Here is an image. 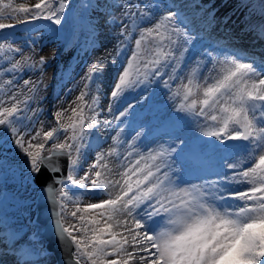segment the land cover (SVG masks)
<instances>
[{
  "label": "snow or ice",
  "instance_id": "1",
  "mask_svg": "<svg viewBox=\"0 0 264 264\" xmlns=\"http://www.w3.org/2000/svg\"><path fill=\"white\" fill-rule=\"evenodd\" d=\"M239 2L253 8L250 0ZM70 8V0H39L32 7L0 0V20L19 14L21 25L44 20L63 27L74 19ZM89 11L114 26L116 43L107 56L115 72L107 105L101 104L106 69L98 58L81 77L87 89L77 97L81 103L67 122H62L67 109L55 112L57 127L47 131L35 129L41 122L30 107L39 83L23 80L22 87L35 94L23 101L12 91L19 86L17 76L33 68L43 74L47 61L29 63L14 33L5 31L16 25L0 22V54L7 62L0 75L12 77L6 82L8 100L0 99V142L23 155L25 192L39 190L50 206L53 235L66 250L64 264H264V45L230 47L239 37L202 45L201 32L215 22L214 10L202 0H86L80 19ZM260 14L264 18V0ZM240 30L252 33L253 44L264 41V19L246 20ZM90 85L97 94L88 103ZM156 87L165 91L169 114L159 117L162 142L141 147L151 131L150 117H142L130 139L122 136L131 117L140 115L137 107L151 112L147 92ZM104 112L111 119L101 122ZM101 123L115 131L116 147L107 153L120 162L115 173L104 162L100 137L85 143ZM192 125L197 134L189 135ZM209 152L221 154L212 170L205 164ZM14 165L0 158V173ZM84 198L98 202L82 206ZM0 240L14 264H48L50 249L38 231L21 236L0 220Z\"/></svg>",
  "mask_w": 264,
  "mask_h": 264
},
{
  "label": "rangeland",
  "instance_id": "2",
  "mask_svg": "<svg viewBox=\"0 0 264 264\" xmlns=\"http://www.w3.org/2000/svg\"><path fill=\"white\" fill-rule=\"evenodd\" d=\"M4 2L7 3L8 0H4ZM38 2L39 0H12L13 7H16L19 4H25L26 6L32 7ZM50 2H53V0H50ZM85 2L86 0H70L71 8L68 10V16L70 18L74 17V19L65 21L63 27L50 26L47 21L41 20L46 22L45 27H41L39 30L30 32L29 38L15 40L18 46L24 48V56L30 57L29 63H36L39 61L40 57H43L45 61H47V65L43 70V74L37 71L36 68L30 69L27 72H23L17 76L19 86L15 89H12V91L20 93L18 99L23 101L24 99H29L35 95L34 93L28 92L27 88L22 87L23 80L29 79L30 81L39 83L40 91L36 99H32L30 102V107L37 112V115L33 116V119L39 120L41 122L35 124V129L37 130L43 128L44 131H47L52 127H57L54 113L63 109H67V111L64 113L62 122H67V118L72 115L71 109L77 107V105L81 103L77 100V97L80 95L81 91H87V89L84 88L85 81L82 80L81 77L85 75L87 69L92 66L98 58H101L102 53L108 50L109 47L106 46L108 43H112L113 46L116 43L114 39V26L105 24L99 15L93 16L91 11H89L83 20L80 19V5ZM133 2H136V0H133ZM195 2L201 3V0H195ZM202 2L205 7L214 10L215 19L218 20L220 25L226 24L224 22L225 18H227V20H231L239 27H243V22L246 20H251L253 23H260L262 19H264L260 14V0H250L253 6L252 9L245 8L244 5L239 2V0H202ZM10 11L11 9H5V13ZM17 15V19H3L0 20V22L6 24L19 23L20 17L19 14ZM200 15H203V13ZM90 25L99 26L90 30ZM248 34L251 35L252 33ZM251 37L252 36H249L247 38L244 36V39L249 40ZM33 40L35 41L34 45L31 43ZM66 41H68V44L65 43ZM62 47L64 49H61ZM86 48H88V50L84 51ZM80 51H83L84 54L82 56H77ZM0 58H3V54H0ZM16 59H20V56H17ZM101 66L105 67L106 69L104 73V85L101 89V104L106 107L108 102L107 94L111 85L115 68L112 66L111 62L109 63L107 60L105 62L102 61ZM11 78L12 77L8 74L0 75V99L5 101L8 100V96L5 93L9 91V86L6 82ZM52 85L55 86V90H53L51 93ZM90 87H92V92L90 95L85 97V100L88 103H91L92 96L97 94L95 87L92 85H90ZM148 92L151 93L154 92V90ZM161 102L162 101L160 100V105ZM149 105L150 104L148 102L147 107H149ZM20 106L22 108L24 107L23 104ZM136 110L139 111V108L137 107ZM154 111L155 110L151 111V118L156 120L159 116L154 113ZM85 113L89 116L92 115L87 107H85ZM30 114L32 115L31 112L28 113V115ZM105 118L111 119V116H108L105 112L98 117L101 122ZM43 120L45 121L43 122ZM25 123H28V121H25ZM127 126L126 132L122 136L123 139H129L131 135V132ZM84 127L86 129L88 128L87 121L85 122ZM106 129L102 123L98 128L91 129V134L85 138V143L95 144L97 142V136H99V143L101 147H103V145L106 146L109 143H112V148L116 147L111 139L112 130L109 128ZM108 130H111V133L108 132ZM0 131H2V129H0ZM113 135H115V132ZM63 139L64 136L61 135V142ZM0 144H2V146H0V158L7 157L10 161L15 160V165L12 171L0 173V183L2 184V187L0 188V196L4 195L6 197H12L13 195L12 190L6 189L4 187L7 180L18 182L17 187L20 188L19 194L24 193V195H20L17 198L19 210L17 211L16 219H12L10 212V209L14 206V204L12 205V202L6 199L2 205L5 214L0 220L7 217L8 221L10 222V226L15 227L14 231L23 233L25 229L27 231L25 226L26 221L29 220L32 224L35 223L37 211L36 202L39 190H28L25 192V182L21 179L20 173V170L24 167L23 155L18 154L17 150L11 143L0 142ZM125 146L126 144L120 146L118 149L121 151ZM93 159L94 153L92 156H90L87 163H85V170L88 169V165L93 162ZM116 161H118L117 158ZM83 175L84 171H81L79 176ZM79 176L77 178H79ZM89 202H98V199L84 198L81 201V205L83 206V204ZM74 207V205L69 204V211L74 210ZM43 243L45 245L44 239ZM2 245H4L3 240Z\"/></svg>",
  "mask_w": 264,
  "mask_h": 264
},
{
  "label": "bare ground",
  "instance_id": "3",
  "mask_svg": "<svg viewBox=\"0 0 264 264\" xmlns=\"http://www.w3.org/2000/svg\"><path fill=\"white\" fill-rule=\"evenodd\" d=\"M243 26V25H242ZM241 27H239L238 25H235L233 22H229L228 24H227V26L224 28V30L226 31V33H227V36L228 37H235V36H238L239 38H241V36L243 35V36H245V37H249V35L250 34H248L247 32H245V33H242L241 32ZM228 30H230V32L228 31ZM215 33H217V32H215ZM253 36V35H252ZM226 38V37H225ZM223 38H222V36H221V40H222ZM227 39H229V38H227ZM227 39H225V40H227ZM105 40V39H104ZM101 41V40H100ZM108 41V40H107ZM111 41V40H110ZM56 42V41H55ZM109 42V41H108ZM99 45V44H98ZM106 46H108L109 48H108V50L107 51H105L104 53H102V55H101V58H103V62H105L106 60L107 61H109V63L111 62V59L110 58H108V56H107V54H108V52L109 51H113L114 50V46H113V44L112 43H108ZM245 48L246 49H251L252 48V46H248V45H246L245 46ZM3 65H5L4 63L3 64H1L0 66H3ZM55 94V93H54ZM151 94H154V92H151ZM163 94L164 95H161V94H159V95H157V96H155V95H153V98L151 99V100H148L147 101V104H148V102H149V107L148 108H154V113H156L159 117H161L163 114H165L166 112H168V109H169V107H170V105H169V102L168 101H166V94H165V92H163ZM134 95H136V93H133V94H131V96L130 97H128L130 100L132 99V97L134 96ZM29 96V95H28ZM32 96V95H31ZM28 98V97H27ZM22 99V98H21ZM25 100V99H24ZM165 101V105L164 106H161L160 104H159V101ZM133 102H135V101H133ZM44 103V102H43ZM45 104V103H44ZM139 108V107H138ZM136 112L137 113H139L140 115L139 116H133V117H131V119H130V122L127 124L128 126V129H129V131L131 132V135H130V137L134 134V129H137L138 128V125H139V122H140V120L142 119V117H144V116H148V117H150L151 118V112H149L147 109H145V111H143V112H141V109L139 108V111H137L136 110ZM105 113V112H104ZM31 115V114H30ZM32 116V115H31ZM157 118L156 120H153L152 118L150 119V126H151V131L148 133V135L147 136H145L143 139H142V141H141V147H147V146H151V147H153V148H155L158 144H160L161 142H162V139H161V137L163 136V128H158L157 126L158 125H160L161 124V120H160V118ZM40 118H42V117H40ZM45 118V117H44ZM41 121H42V119H41ZM45 120H43V122H44ZM48 123V122H47ZM49 124V123H48ZM155 127L157 128V130H155ZM104 128L106 129V127L104 126ZM113 128H115V125H113ZM127 129V130H128ZM107 130V129H106ZM112 130V129H111ZM111 130H108V132H110L111 133ZM114 132L115 131H113L112 130V135L111 136H113V134H114ZM192 132H195L196 133V129H195V125H192L191 126V132H189V135H191L192 134ZM130 134V133H129ZM124 136H126V135H124ZM128 136V135H127ZM126 138V137H125ZM128 138V137H127ZM130 139V138H129ZM164 139H166V137H164ZM127 146V145H126ZM126 146L121 150L122 152L124 151V149L126 148ZM111 149H112V143H109L108 145H106V146H104L103 145V147H101L99 150L100 151H103L105 154H106V159H105V161L104 162H107V164L109 165V167L111 166V168L113 169V172L115 173L117 170H120L119 169V163L120 162H118V161H116V156L115 155H107V153H109L110 151H111ZM119 150V149H118ZM120 151V150H119ZM92 156V155H91ZM115 162V163H114ZM8 175V174H7ZM10 175V174H9ZM186 175H184V177H185ZM6 177H8V176H6ZM183 177V178H184ZM184 179H186V180H189V179H187V178H184ZM195 179V178H194ZM18 186V182H15V181H13V180H7V182H6V185H4V187L6 188V189H10V190H12L13 191V195H12V197H6V196H4V195H2V196H0V219L4 216V214H5V211L3 210V208H2V205H3V203L5 202V200L7 199V200H9V201H11L12 202V205L14 204V206L13 207H11V217H12V219L13 220H15L16 219V215H17V211L19 210V208H18V204H17V202H18V200H17V198H18V196H20V195H24V193L23 194H19V190H20V188H18L17 187ZM2 187V184L0 183V188ZM22 188V187H21ZM24 191V190H23ZM101 198H108L107 196H104V197H101ZM13 199V200H12ZM5 219V220H4ZM4 219H2V220H4V221H6V223L8 224V225H10V222L8 221V219H7V217H5ZM25 226H26V228H27V231H26V229H25V231L23 232V233H19L21 236H23L25 233H28V234H31L32 232H34V231H38L39 232V234H41V233H44L45 231H44V227L43 226H40L39 224H36V223H31L29 220L28 221H26V223H25ZM13 230H15V227L13 226ZM28 238H31L30 236L28 237ZM6 242L4 241V244H5ZM1 245H2V240H0V256L1 257H3V258H5L6 259V261H7V263H11L12 264V262L14 263V261H13V259H14V256H13V254L12 253H10L5 247H4V245H2L4 248H1ZM21 246H23V247H26L27 245L26 244H22ZM47 255H48V264H57L56 263V258H55V256H56V254L55 253H53V252H48L47 253ZM12 261V262H11Z\"/></svg>",
  "mask_w": 264,
  "mask_h": 264
},
{
  "label": "water",
  "instance_id": "4",
  "mask_svg": "<svg viewBox=\"0 0 264 264\" xmlns=\"http://www.w3.org/2000/svg\"><path fill=\"white\" fill-rule=\"evenodd\" d=\"M37 207H38V222H40L41 224H43L45 226V232L43 233L45 239L48 242V248L50 249V251H52L53 253L56 254V259L58 264H64L65 261V251L64 249H62L54 235H53V231H52V227L50 224V206L48 204H46L44 198L41 196V193L38 196V203H37Z\"/></svg>",
  "mask_w": 264,
  "mask_h": 264
}]
</instances>
